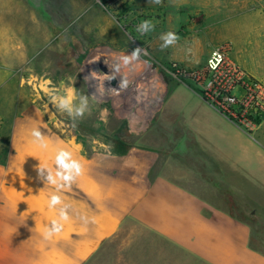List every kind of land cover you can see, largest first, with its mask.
Here are the masks:
<instances>
[{"label":"rangeland","instance_id":"374dc122","mask_svg":"<svg viewBox=\"0 0 264 264\" xmlns=\"http://www.w3.org/2000/svg\"><path fill=\"white\" fill-rule=\"evenodd\" d=\"M222 43L260 59L264 82V0H0V175L13 172L20 193L32 182L61 195L72 219H81L71 211L76 200L84 217L108 210L120 220L80 264H264V169H230L182 142L169 97L183 83L140 77L144 58L194 68ZM96 59L110 75L119 61L126 87L138 88L136 105L125 96L126 110H118L96 88L88 70ZM69 90L73 108L87 99L82 116L58 108L54 97ZM243 140L261 147L255 135ZM56 143L93 161L86 165L103 198L73 183L57 191L39 178L38 165L56 170L55 160L48 165ZM137 166L129 185V167Z\"/></svg>","mask_w":264,"mask_h":264},{"label":"crops","instance_id":"0c3cea01","mask_svg":"<svg viewBox=\"0 0 264 264\" xmlns=\"http://www.w3.org/2000/svg\"><path fill=\"white\" fill-rule=\"evenodd\" d=\"M229 57L241 69L261 80L258 74L260 59L249 61L241 57L236 47L233 51L230 48ZM169 107L172 128L180 132L182 142L201 147L202 155H212L219 162L226 163L230 169H251L252 164L264 169V124L255 133L261 147L245 144L243 136L246 135L211 109L187 83L173 88ZM54 149L55 152L50 153L48 165L55 160L59 150L70 152L72 159L83 168L82 174L73 182L75 187L92 199L103 198L100 186L86 165L93 161H86L82 151H76L64 143H56ZM137 168L129 167V185L135 182ZM12 174L6 180L0 175V264H80L96 251L100 242L118 230L120 220L108 210L86 212L88 222L84 223L81 205L74 200L71 211L81 219H72L74 216L69 214V220L62 222L59 231L49 235L47 230L58 219L60 205L49 207L52 195L37 189L32 182L22 184L27 193H20L19 181ZM22 225L26 227L25 231L20 230ZM67 239H70L69 250L63 247Z\"/></svg>","mask_w":264,"mask_h":264},{"label":"built area","instance_id":"2783aa9c","mask_svg":"<svg viewBox=\"0 0 264 264\" xmlns=\"http://www.w3.org/2000/svg\"><path fill=\"white\" fill-rule=\"evenodd\" d=\"M229 54L228 44H218L209 51L203 65L194 68L175 62L164 65L144 58L141 62L143 71L150 73L143 79H160L163 74L173 81L189 84L211 109L253 138L264 124V83L241 69ZM107 89L114 91V96L120 95L122 90L114 86Z\"/></svg>","mask_w":264,"mask_h":264},{"label":"clouds","instance_id":"9594fccd","mask_svg":"<svg viewBox=\"0 0 264 264\" xmlns=\"http://www.w3.org/2000/svg\"><path fill=\"white\" fill-rule=\"evenodd\" d=\"M156 2L158 3L159 0H156ZM147 27L148 22H144V24L141 25V30L146 29ZM162 39L170 41L172 39V36L171 34H168L166 36H163ZM72 95V90H69L66 96L54 97V99L58 100L57 106L60 110L67 111L69 115L74 117L82 116L87 108V99L82 97L79 106L73 108L70 103ZM31 134L34 137V140L40 143L42 147L47 146L44 143V136L39 129H34ZM55 165L56 170L54 173L52 172V170L41 168L39 165L37 170L39 173V178L43 180V182L56 185L57 191H60L66 187L71 188V185L74 182L75 178L81 175L83 171L82 165L78 161L72 159V154L70 152L63 149L57 152L55 157ZM60 204H62L61 197L55 194L52 195L50 198L49 207L55 208ZM69 218L70 217L68 215L67 207H61L58 210V219L54 220L51 227L47 230L48 234L51 235L59 231L60 227L62 226V222L69 220ZM82 219L84 220V223L88 222L86 217H82Z\"/></svg>","mask_w":264,"mask_h":264},{"label":"bare ground","instance_id":"6f19581e","mask_svg":"<svg viewBox=\"0 0 264 264\" xmlns=\"http://www.w3.org/2000/svg\"><path fill=\"white\" fill-rule=\"evenodd\" d=\"M113 63L116 64V69L114 68L115 71L111 70V73H112L111 75L107 74L108 72L110 73V70L105 71V69H107L106 67L108 66L107 65L108 63L106 64L105 60H98V59L93 60L89 64L90 67L89 68L87 67V68L90 71V68L92 67L96 71V73L89 72L92 80L95 83L96 88L100 92H102L104 95H106V97H114L113 103H114V105H116L119 108L118 110H120L122 106H123L122 108L126 110V108H124V106L126 107V103L128 102V100H126L125 96L130 98L131 99L130 101H132V103H129V107L131 105H133V103L136 102L135 103V105H136L138 103V101H140V99L137 95V91H136V89H138V88H136L135 84H133L130 88H127L126 87V80L129 76V74H127L126 72H122V71L120 72V69H118V67H117V63H119L118 60H114L112 62V66H113ZM148 72L149 71H147V72L144 71L140 75V77L145 76ZM100 74H102V75H100ZM102 84H104V85H102ZM112 86L117 87V89H122L121 90L122 92L121 91L119 92L121 94L118 96H113L112 94L113 93L115 94V92L111 91L110 89H107L108 87H112Z\"/></svg>","mask_w":264,"mask_h":264}]
</instances>
